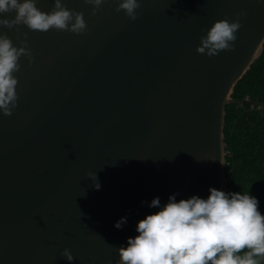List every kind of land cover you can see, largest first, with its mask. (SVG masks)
<instances>
[{
    "label": "water",
    "instance_id": "95a60500",
    "mask_svg": "<svg viewBox=\"0 0 264 264\" xmlns=\"http://www.w3.org/2000/svg\"><path fill=\"white\" fill-rule=\"evenodd\" d=\"M118 2L93 15L86 0H63L83 13L80 34L0 25L32 54L13 73V114L0 110V264H118L160 210L154 198L228 193L226 106L253 102L232 95L264 51V0H138L136 20ZM36 7L50 13L54 0ZM241 12L233 50L196 51Z\"/></svg>",
    "mask_w": 264,
    "mask_h": 264
},
{
    "label": "clouds",
    "instance_id": "9594fccd",
    "mask_svg": "<svg viewBox=\"0 0 264 264\" xmlns=\"http://www.w3.org/2000/svg\"><path fill=\"white\" fill-rule=\"evenodd\" d=\"M37 0H0V13L15 12L13 19H0V25L12 29L26 25L30 30L46 32L52 28L80 34L86 31L83 13L68 9L63 0H54L50 13L36 7ZM93 5L95 15L104 0H86ZM138 0H119L115 11H124L131 20H136ZM238 14L236 21H216L200 38L196 51L209 57L221 50H233L235 33L241 27ZM25 46L14 47L11 39L0 35V110L11 116L17 106V79L13 73L19 71V58L23 55L31 61L32 54ZM94 180L95 189L100 184L96 173H88ZM207 199L192 196L177 202L171 195L161 207L159 197L149 207L160 208L147 215L137 224V235L128 238L127 247L118 249V264H260L257 257L264 258V215L261 214L256 197L249 194L225 193L209 189ZM143 203V202H142ZM127 223L121 217L115 223L120 229ZM247 249V251H244ZM243 252V255L240 253ZM62 255L73 261L69 249Z\"/></svg>",
    "mask_w": 264,
    "mask_h": 264
},
{
    "label": "trees",
    "instance_id": "16d2710c",
    "mask_svg": "<svg viewBox=\"0 0 264 264\" xmlns=\"http://www.w3.org/2000/svg\"><path fill=\"white\" fill-rule=\"evenodd\" d=\"M232 96L253 102L226 106L224 133L228 193L256 197L264 215V51L237 83ZM256 101L263 105L254 104ZM257 259L264 264V258Z\"/></svg>",
    "mask_w": 264,
    "mask_h": 264
}]
</instances>
